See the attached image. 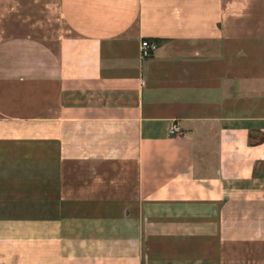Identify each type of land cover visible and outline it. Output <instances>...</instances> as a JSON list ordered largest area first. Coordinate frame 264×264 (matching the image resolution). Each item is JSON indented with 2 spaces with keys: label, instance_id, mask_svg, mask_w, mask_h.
Returning a JSON list of instances; mask_svg holds the SVG:
<instances>
[{
  "label": "crops",
  "instance_id": "crops-1",
  "mask_svg": "<svg viewBox=\"0 0 264 264\" xmlns=\"http://www.w3.org/2000/svg\"><path fill=\"white\" fill-rule=\"evenodd\" d=\"M0 264H264V0H0Z\"/></svg>",
  "mask_w": 264,
  "mask_h": 264
},
{
  "label": "built area",
  "instance_id": "built-area-1",
  "mask_svg": "<svg viewBox=\"0 0 264 264\" xmlns=\"http://www.w3.org/2000/svg\"><path fill=\"white\" fill-rule=\"evenodd\" d=\"M158 47V43L152 39L149 38H143L140 41L139 45V51H140V57L142 59L149 58L155 50ZM179 131V127L177 123H171V125L168 128V133L171 135H175Z\"/></svg>",
  "mask_w": 264,
  "mask_h": 264
}]
</instances>
